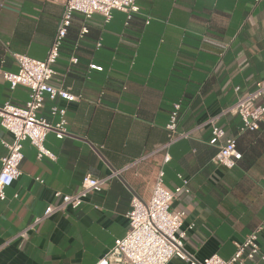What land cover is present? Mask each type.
<instances>
[{"label": "crops", "instance_id": "1", "mask_svg": "<svg viewBox=\"0 0 264 264\" xmlns=\"http://www.w3.org/2000/svg\"><path fill=\"white\" fill-rule=\"evenodd\" d=\"M63 1L0 0L2 70H18L12 53L46 57ZM136 1L140 9L128 25L117 10L109 19L72 14L50 82L82 98L46 97L38 110L54 124L59 115L51 107L65 108L67 134L59 139L50 131L44 139L54 158H38L36 148L22 142L21 174L0 200V264H95L125 235L131 198L149 199L160 168L169 189L181 184L178 174L188 180L189 192L178 193L171 207L185 212L184 249L195 258H229L264 220V125L240 131L237 114L219 118L239 153L227 169L211 160L217 147L206 123L264 77V0ZM28 93L22 85L11 89L0 75V105L23 106ZM175 102L177 130L188 136L156 151L168 141L165 125ZM2 140L11 134L0 126V159L7 153ZM113 171L117 175L79 208L27 228L56 202L53 191L73 193L84 175ZM257 242L264 253V229ZM183 263L174 256L167 264Z\"/></svg>", "mask_w": 264, "mask_h": 264}, {"label": "built area", "instance_id": "2", "mask_svg": "<svg viewBox=\"0 0 264 264\" xmlns=\"http://www.w3.org/2000/svg\"><path fill=\"white\" fill-rule=\"evenodd\" d=\"M139 9L136 0H64L61 17L46 57L39 60L24 54L12 53L18 70L12 73L0 67V75L8 82L11 89L22 85L29 90L28 98L23 106L9 102L0 105V126L11 134L10 141H1L7 153L0 159V200L5 199V189L21 174L23 141L28 140L36 148L38 158L44 156L54 158L53 153L44 145L47 133L52 131L59 139L67 134L65 108L51 107V113L59 115V120L54 124L38 115V110L43 106L45 98L53 100L59 97L67 102H78L82 98L81 95L71 93L63 87L54 86L50 82L55 74L54 65L59 55V47L71 24L72 14L78 12L85 18H89L93 13H100L109 19L111 12L117 10L125 13V25H128L133 14ZM145 22L148 23L149 20ZM86 32L87 27L83 26L81 34ZM76 61V57L71 58V62ZM91 67L101 69L96 65ZM179 109L180 103H173L165 125L168 141L156 151L165 150L176 140L188 136L187 132L177 130ZM228 112L239 116L240 131L259 130L264 125V77L258 80L251 90L239 95L232 104L206 120L211 133L209 143L217 147L211 159L212 162L231 169L239 158L236 137L227 135L224 128L218 124L219 118ZM169 158V154L164 152L163 162L166 163ZM117 173L113 171L101 178L86 174L82 177L77 191L73 193L53 191L56 202L48 204L42 215L35 217L27 228H34L43 219L67 208H79L90 193L100 192ZM163 176L164 172L160 168L155 176L148 200L137 196L131 198L130 208L126 212L128 230L124 236L114 240L110 249L95 264H167L174 256L179 257L183 264H252L255 261L264 263V253L257 242L258 232L264 229V220L241 242L236 243L235 251L227 259L214 253L200 260L187 253L184 249L186 230L182 229L185 212L172 208L171 204L178 193L189 192L188 180L178 174L181 184L169 189L163 183ZM187 227L193 228L194 223H189ZM24 233L25 230L21 231L20 235L23 236Z\"/></svg>", "mask_w": 264, "mask_h": 264}]
</instances>
